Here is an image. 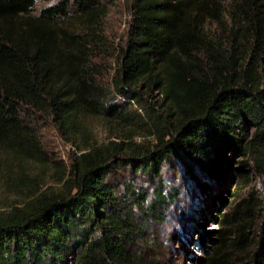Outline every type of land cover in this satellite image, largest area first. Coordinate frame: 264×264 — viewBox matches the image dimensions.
I'll list each match as a JSON object with an SVG mask.
<instances>
[{
  "label": "trees",
  "instance_id": "1",
  "mask_svg": "<svg viewBox=\"0 0 264 264\" xmlns=\"http://www.w3.org/2000/svg\"><path fill=\"white\" fill-rule=\"evenodd\" d=\"M35 3L0 0V180L45 161L42 119L74 150L55 188L0 210V264H158L150 230H189L197 201L219 227L194 263L264 264V0H132L106 85L90 34L62 25L90 30L103 0Z\"/></svg>",
  "mask_w": 264,
  "mask_h": 264
},
{
  "label": "rangeland",
  "instance_id": "2",
  "mask_svg": "<svg viewBox=\"0 0 264 264\" xmlns=\"http://www.w3.org/2000/svg\"><path fill=\"white\" fill-rule=\"evenodd\" d=\"M60 0H36L34 14L39 8L56 5ZM131 1L132 0H103L102 13L95 17V21L86 31L82 25V20L70 18L62 25L69 31L73 30L76 34H90L91 42L95 46L93 57L94 72L99 81L108 84L114 67V53L119 45L124 42L129 25L131 23ZM86 31V32H85ZM88 37V38H89ZM86 123L89 127V136L93 140L102 143L114 138V131L109 122L99 117H88ZM37 136L43 149L45 161L29 162L24 160L20 166L13 163L10 167L7 180H0V210L6 209L11 204L20 202V191L30 187L34 178L42 184L41 188L47 186L55 188L52 178L60 175L63 168L68 165L69 156L74 150L71 143L65 141L59 134L51 119L45 118L38 123ZM54 158L59 164V170H55L46 158ZM257 180H252L256 182ZM212 198L216 196L212 192ZM194 200V199H193ZM228 198L219 203L218 211H226ZM194 204V201L191 202ZM203 201H197L196 207L200 208L196 216V222L192 223L188 230L184 225H179L180 220L175 214L160 226L150 230V237L153 238V260L158 264H196L194 257L204 256V246H210L209 239L201 242L197 231L201 230L205 237L213 236L219 227L212 221L210 214L207 213L208 205ZM216 211H212L214 214ZM199 227H198V226Z\"/></svg>",
  "mask_w": 264,
  "mask_h": 264
}]
</instances>
